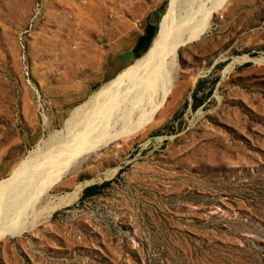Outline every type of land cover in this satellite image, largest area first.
I'll use <instances>...</instances> for the list:
<instances>
[{
	"label": "rangeland",
	"instance_id": "rangeland-1",
	"mask_svg": "<svg viewBox=\"0 0 264 264\" xmlns=\"http://www.w3.org/2000/svg\"><path fill=\"white\" fill-rule=\"evenodd\" d=\"M170 2L0 0V179L147 53ZM174 76L151 119L39 196L35 211L83 183L29 210L0 264H264V0L224 4Z\"/></svg>",
	"mask_w": 264,
	"mask_h": 264
},
{
	"label": "bare ground",
	"instance_id": "bare-ground-1",
	"mask_svg": "<svg viewBox=\"0 0 264 264\" xmlns=\"http://www.w3.org/2000/svg\"><path fill=\"white\" fill-rule=\"evenodd\" d=\"M228 1L171 0L147 53L76 106L66 120L65 131L53 133L45 147L35 148L14 169L15 175L0 179V239L27 229L29 210L34 209L32 220L48 217L79 197L81 182L69 194L48 200L36 211L34 208L39 196L82 154L151 119L172 92L179 48L199 37ZM117 123L120 127L113 131Z\"/></svg>",
	"mask_w": 264,
	"mask_h": 264
},
{
	"label": "trees",
	"instance_id": "trees-1",
	"mask_svg": "<svg viewBox=\"0 0 264 264\" xmlns=\"http://www.w3.org/2000/svg\"><path fill=\"white\" fill-rule=\"evenodd\" d=\"M107 182H105L104 184H106ZM95 188V186H88L85 188L83 196H88L89 194L92 193L93 189Z\"/></svg>",
	"mask_w": 264,
	"mask_h": 264
}]
</instances>
